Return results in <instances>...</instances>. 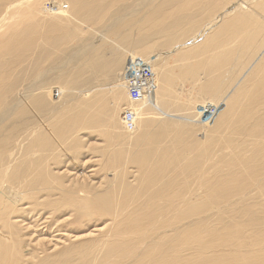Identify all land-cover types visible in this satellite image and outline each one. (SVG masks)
Here are the masks:
<instances>
[{"label": "bare ground", "instance_id": "6f19581e", "mask_svg": "<svg viewBox=\"0 0 264 264\" xmlns=\"http://www.w3.org/2000/svg\"><path fill=\"white\" fill-rule=\"evenodd\" d=\"M100 1L0 0V264H264V0H121L130 9L108 25ZM122 21L138 28L116 40ZM96 26L71 55L93 85L64 65L45 71L54 48ZM107 39L132 47L110 44L101 60ZM135 61L152 72L137 101L123 78ZM183 74L185 115L159 109L187 91ZM91 131L110 151L99 168L84 166Z\"/></svg>", "mask_w": 264, "mask_h": 264}, {"label": "rangeland", "instance_id": "374dc122", "mask_svg": "<svg viewBox=\"0 0 264 264\" xmlns=\"http://www.w3.org/2000/svg\"><path fill=\"white\" fill-rule=\"evenodd\" d=\"M155 1L156 2H154V0H145V3L146 2L147 3L148 2H154V4H155V3H157L158 0H155ZM123 3L124 2L121 1V0H101L100 1L99 4L102 5L103 7H105V9H106V17L104 19L103 24L106 23L108 25L110 19L112 20L113 18L122 15L124 11H128L130 9L129 7H127L128 8L127 9L125 4L122 5ZM43 5L44 4H41V6H40L41 9H43ZM148 7L149 6L146 5L144 7L145 10H147ZM144 8L139 11V13L137 14V16H141V13L144 11ZM133 18L136 19L137 17L134 16ZM137 26L138 25H136V24H129V23L126 24L125 21H122L119 25H117L116 32H113L112 29L110 30V32L112 33L113 37H117L116 40H121L122 37L125 34H130V35L132 34L133 35L136 32L135 30L138 28ZM102 27L103 26H101V27L100 26H96V27H94L92 29H86L87 32L85 33V35H83V38H80V41H78V42L71 41V42H69L67 44L62 45L60 47V49L54 48V50L51 51V53H50V57H51L50 61L51 62L46 63L47 65L46 64L44 65V68H46L45 71H47L48 68H52V67H55V66L64 65V66L67 67V71L66 72L67 73H70V75H73V73H75V72L77 73V75L79 76L78 77L79 78L78 80H79V83H80V85H79L80 87L89 86V84L90 85H93L95 83V81H96L97 78H94L90 82V78H91L90 75H89L90 73L89 72L88 73H85L84 71L79 70L78 67H77V64H76L75 60H73L71 58V55H72V53L75 50L80 49L85 44H88V43L90 44L91 42H93L94 39H95V37L97 36V33L101 32L103 30ZM107 41H100L97 44L98 45V48H99V51L98 52L101 54V58H102L101 60H107L108 58H109L108 60H110L114 56L113 55V52H112V49H111V46H113V47L114 46H116V47L119 46L120 49H123L124 47L125 48H129L130 47L128 45H126L128 47H126L125 45H123V41H119V42H116V43L113 42V41H111V40L109 41L108 39H107ZM106 43H108L109 46ZM110 44H114V45H111L110 46ZM157 46L158 47H156L153 50V52H152V57H155L159 53V55H157L156 58H159L160 57V60H158V61H160L161 63L162 62L165 63V61H166V56H165L166 45H160V44H158ZM161 58H162V60H161ZM83 60H88V59H86L85 57H83ZM189 61L193 62V61H195V58H194V60H193V58H191ZM126 64L127 63L125 62V64L121 67V70L120 71H122V69H124V67H125ZM199 72H200V74L198 73L197 74L198 76L199 75L202 76V77L205 76L204 73H202L201 71H199ZM52 75H53V78H55L56 76H58V72L52 73ZM181 76L182 75H180V78H178L179 81H177L178 79L176 80V82H177V85L176 86H180V83L182 82L183 85H185L183 87L186 88L187 91H185L181 96H179V98L176 101H173L172 99H169V98H165V99H163L162 101H160L157 104V106L159 107V109L160 108L166 109V105L172 107V109H171V110H173L172 112H174L175 114H177L179 116H183L185 114H184V112L181 113L180 111H177L176 110L177 107L178 106L186 107V103H187V101H188L189 98L195 99V96H192L191 95L190 89L188 88L190 85H192V84H190L192 82L191 81L192 79L189 80L190 77H188V75H187V77L184 75L186 78L185 77L183 78V76L182 77ZM182 78L184 80H182ZM48 80H50V79H48ZM59 80H62V79H59ZM55 82H56L55 84L58 85V86H62L63 85V83L62 82L59 83L58 80H56ZM24 84H26V83L24 82ZM74 88H75V85L72 84L71 85V90L73 91ZM66 91H68V90H66ZM67 94H69V96L72 95L69 92H65L63 94V97L65 99L68 98V95ZM196 97H198L197 99L199 101H201L202 96H200V95L197 96L196 95ZM212 102L210 103V101H206L205 104H203V106L201 107V109L203 110L202 115L206 112V115L211 114V116H213V112L216 110V104L214 103V101H212ZM222 108H223V105L221 104V107H219V109H222ZM211 120H212V117H211V119H209L207 121L208 122H211ZM184 122H186V121H184ZM187 125H188V128L192 132V137L193 138H200L201 137V135L199 134V133H202L200 128L197 129V128L194 127V129L192 130L191 125H189V124H187ZM149 128H152V126H149ZM86 138H87L86 139L87 142L89 144H91V149L89 151H87V156H86V159L85 160H88L87 161L88 163H86L84 166L86 168H88V167L91 168V166H92V168H99L98 161H96V160L99 159L100 157L102 159L103 158L105 159L106 155L109 154V152H110L107 149V145H106L107 143L104 144L105 142L101 138V136L98 135V132L91 131V133H89V135H86ZM103 147H104V149H103ZM131 151H132V149H129V152H131ZM78 160H80V159H78ZM76 164H78V162ZM129 166H131V164L123 163V164H120L119 166L118 165H116V166H112L111 165L110 167H107L106 164H104V167L105 168L103 170H101V168H100V171L98 172V174L92 176V179L95 181V184L98 185L100 183V181L102 180V178L104 179V177H103L104 175L107 176L106 178H108V177L109 178H112V172H114L115 170L118 171L121 168H126V167H129ZM214 167H215V169H217V165H216V162L215 161L214 162H212V161H204L203 162V168L205 170L212 171L214 169ZM136 168H137V166H135V165L132 166V168H129V172H127V176L133 174L134 172H132V171L136 170ZM135 174H136V172H135ZM171 174H172V169H167L164 172V174L160 176L161 179L158 180V181H156V182H153V184H160L161 182H165L167 179H169V176ZM116 175L119 176V174H117V173H116ZM136 176H137V174H136ZM130 180H132V178H130Z\"/></svg>", "mask_w": 264, "mask_h": 264}, {"label": "built area", "instance_id": "2783aa9c", "mask_svg": "<svg viewBox=\"0 0 264 264\" xmlns=\"http://www.w3.org/2000/svg\"><path fill=\"white\" fill-rule=\"evenodd\" d=\"M123 78L128 82L130 98L133 101H137L144 97V95L147 93L148 81L152 78V72L145 63L141 61H135L123 73ZM202 117L206 120H209L212 116L211 114L206 115L205 112ZM122 119L128 129L133 127V114L131 111L125 110L122 114Z\"/></svg>", "mask_w": 264, "mask_h": 264}]
</instances>
